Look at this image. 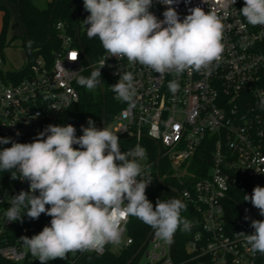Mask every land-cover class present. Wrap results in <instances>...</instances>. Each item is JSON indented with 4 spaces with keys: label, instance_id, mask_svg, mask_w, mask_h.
I'll list each match as a JSON object with an SVG mask.
<instances>
[{
    "label": "built area",
    "instance_id": "obj_1",
    "mask_svg": "<svg viewBox=\"0 0 264 264\" xmlns=\"http://www.w3.org/2000/svg\"><path fill=\"white\" fill-rule=\"evenodd\" d=\"M243 6L244 0H235L228 15L221 13L224 51L218 63L208 70L160 76L139 63L129 64L126 58L108 57L98 38L95 42L87 37L83 20L89 13L83 0H71L76 20L54 23L57 45L52 56L37 57L21 79L1 73L0 137L31 143L49 124L58 125L62 113L80 99L78 77L88 68H98L103 60L104 91L107 89L123 105L112 121L114 133L123 140L121 151L130 152L137 145L146 150V159L139 161L143 171L138 179L150 183L146 191L152 189L158 181L160 161H166L168 171L163 176L159 173L163 182L174 179L182 202L191 203L199 216L184 252L196 264H264V254H252L240 234H252L251 221L264 220L259 210L249 201L245 225L232 232L225 220L224 200L231 190L249 191L251 195L254 187H264V26L249 25L239 12ZM174 7L181 20L194 7L205 12L217 10L216 0H179ZM165 10V5L153 0L150 11L158 19H163ZM92 50L99 51L91 59L88 52ZM2 63L0 58V66ZM119 72L134 75V108L117 100L112 90ZM172 80L180 85L175 94L168 88ZM0 147H11V143ZM205 153L210 155L209 168L203 175L196 174L192 167L201 168ZM196 156L199 162L194 163ZM28 189V181L17 179L9 190L0 173V260L38 261L20 237L38 234L50 226L51 217L45 215L32 223H27V216L22 222H7L5 217L12 197ZM129 222L130 217L121 226L119 244L108 243L99 253L87 252L101 255L132 245L134 240L127 233ZM175 246V234L171 242H165L153 230L136 255L141 254L143 264H182L173 257ZM80 256L69 253L66 264H79Z\"/></svg>",
    "mask_w": 264,
    "mask_h": 264
},
{
    "label": "clouds",
    "instance_id": "obj_2",
    "mask_svg": "<svg viewBox=\"0 0 264 264\" xmlns=\"http://www.w3.org/2000/svg\"><path fill=\"white\" fill-rule=\"evenodd\" d=\"M159 3L166 6L163 19L150 11L153 0H83L89 13L83 20L87 37L98 38L108 57L126 58L129 64L139 63L160 76L208 70L220 61L224 51L221 13L228 15L235 0H216L217 10L207 12L191 8L182 20L174 7L179 0ZM239 12L249 25L264 26V0H244ZM104 66L100 61L89 77H78V84L88 90L101 85ZM111 87L117 100L135 107L132 72H119L118 82ZM179 87L176 80L169 81L173 94ZM87 124L81 125L79 137L72 124H49L31 143L0 137V144L11 143L0 150V171L10 173L13 180L29 182L28 191L12 197L5 211L7 222H22L25 216L36 220L41 214L51 217L50 226L38 234L20 237L40 264L65 260L77 251L99 253L108 243L119 244L121 226L130 216L150 226L165 242H171L181 226L185 231L191 227L180 216L186 207L182 200L158 199L154 207L147 198L150 183L138 179L143 171L139 161L146 159L143 147L123 152L117 134L107 127L97 128L91 119ZM244 200L264 216V187H254ZM250 226L252 234H240L252 254H264V220H252Z\"/></svg>",
    "mask_w": 264,
    "mask_h": 264
},
{
    "label": "trees",
    "instance_id": "obj_3",
    "mask_svg": "<svg viewBox=\"0 0 264 264\" xmlns=\"http://www.w3.org/2000/svg\"><path fill=\"white\" fill-rule=\"evenodd\" d=\"M0 0V10H3V22L0 31V49L1 51L8 40L9 33V10L6 4ZM17 5V10L19 18L23 26L22 34V48L23 53L26 58L25 66L18 71H9L6 74L14 79L23 78L31 63L40 55H46L47 57L52 56V51L56 47V32L54 29V23L57 20L66 19L69 21H75V17L71 10V0H52L47 8L40 9L33 3V0H12ZM93 38L91 40L95 41ZM96 42V41H95ZM99 50L93 51V53L88 55L90 58H94ZM92 68L86 69L80 76L89 77ZM101 82L106 86V76L101 71ZM76 87L80 92V99L73 103L69 108H67L61 115L58 125L72 124L76 128V135L79 137L82 135L81 125L87 127L88 120L94 121L97 128L102 129L107 127L111 123L118 111L122 108L120 102L115 101L107 89L102 93L100 86L92 90H88L86 87L80 86L76 82ZM119 146L121 148L122 138H119ZM74 147H78L74 145ZM157 147V145H155ZM3 148L0 147V150ZM157 153H153L152 156H156ZM205 162L202 163L201 168L197 167L192 170L196 174L203 175L207 172L210 164L209 154L205 153L202 155ZM205 156V157H204ZM194 163L199 162V156H196L193 160ZM168 171V164L166 161L161 159L159 166V173L163 176ZM2 175V180L4 185L11 190L16 180L11 179V174L8 172L0 171ZM166 185H162L159 181L156 182L152 190L146 193L147 198L153 203L154 207L156 201L159 200H170L172 198L179 199V193L175 192L168 185L177 187L180 189L179 185L172 178H165ZM245 194L250 195L249 191L243 190H231L229 195L224 200L225 206V220L226 226L229 232H232L238 228L245 225L244 215L245 206L248 205L249 201L244 200ZM186 205L184 209L181 210L180 216L182 219H186L190 222V229L185 231L182 226L177 229L175 234V247L177 252H174V259L176 263L182 262V264H196L195 260L188 257V254L184 252L186 241L191 237V235L196 230L194 225L195 220L199 217L196 213L194 206L191 203L184 202ZM46 214H41L40 217H44ZM32 219L28 220L27 223H32ZM152 228L141 220L134 216H130V222L128 224L127 233L132 236L134 242L129 247L123 249L120 252L108 251L104 254H97L94 252H79L81 254L79 264H126L130 259L134 257L138 249L146 240L149 232ZM67 258L65 260L56 259L49 261L48 264H66ZM1 264H40L39 261L36 262H24L15 263L7 260H0ZM130 264H143L141 262V254L136 255Z\"/></svg>",
    "mask_w": 264,
    "mask_h": 264
},
{
    "label": "rangeland",
    "instance_id": "obj_4",
    "mask_svg": "<svg viewBox=\"0 0 264 264\" xmlns=\"http://www.w3.org/2000/svg\"><path fill=\"white\" fill-rule=\"evenodd\" d=\"M51 1L52 0H33V3L38 8L44 9L48 7ZM3 2L9 10V33L8 40L0 53V58L3 59V63L0 66V75L1 73L6 74L9 71H18L26 64V58L22 48L23 26L19 18L17 5L12 0H4ZM3 13L4 11L0 10V29L3 22ZM113 126L114 124L111 122L108 124L107 128L114 133ZM151 190L152 189L147 190L146 193H149ZM145 260L146 258L144 256L143 261Z\"/></svg>",
    "mask_w": 264,
    "mask_h": 264
},
{
    "label": "water",
    "instance_id": "obj_5",
    "mask_svg": "<svg viewBox=\"0 0 264 264\" xmlns=\"http://www.w3.org/2000/svg\"><path fill=\"white\" fill-rule=\"evenodd\" d=\"M72 12L74 13L73 9H72ZM99 86H100V90L102 91V93H104L105 91H104V87H103L102 82H101V85H99ZM157 176H158V181H159V183L162 184V185H166V184L163 182V180H162V178H161L159 172H157ZM168 186H169L171 189H173L175 192H178V189H177V188L172 187V186H170V185H168ZM179 199L181 200V198H179ZM152 231H153V229L149 232V234H148L146 240L144 241V243L142 244V246L140 247V249L138 250V252L141 250V248L143 247V245L147 242V240H148L150 234L152 233ZM138 252H137V253H138ZM137 253H136V254H137ZM136 254L134 255V257L136 256ZM134 257H133V258H134ZM133 258L130 259L126 264H130V263L132 262Z\"/></svg>",
    "mask_w": 264,
    "mask_h": 264
},
{
    "label": "snow or ice",
    "instance_id": "obj_6",
    "mask_svg": "<svg viewBox=\"0 0 264 264\" xmlns=\"http://www.w3.org/2000/svg\"><path fill=\"white\" fill-rule=\"evenodd\" d=\"M72 58L76 59V54L75 53L72 54Z\"/></svg>",
    "mask_w": 264,
    "mask_h": 264
},
{
    "label": "crops",
    "instance_id": "obj_7",
    "mask_svg": "<svg viewBox=\"0 0 264 264\" xmlns=\"http://www.w3.org/2000/svg\"><path fill=\"white\" fill-rule=\"evenodd\" d=\"M0 31H1V29H0ZM13 35V34H12Z\"/></svg>",
    "mask_w": 264,
    "mask_h": 264
}]
</instances>
